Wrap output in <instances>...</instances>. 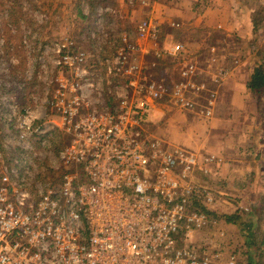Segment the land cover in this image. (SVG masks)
<instances>
[{"label":"built area","instance_id":"2783aa9c","mask_svg":"<svg viewBox=\"0 0 264 264\" xmlns=\"http://www.w3.org/2000/svg\"><path fill=\"white\" fill-rule=\"evenodd\" d=\"M159 34L145 19L136 41L123 37L101 67L106 100L88 98L105 91L95 84L86 52L69 39L55 44V68L65 73L57 74L48 100L52 117L37 126L35 111L25 110L16 137L26 142L54 130L67 138L59 153L61 182L35 183L27 161L1 172L0 264L238 263L235 253L224 262L221 252L199 255L178 247V236L188 239L212 223L210 204L220 198L197 175L207 174L214 157L170 146L146 130L149 111L165 99L175 110L212 117L216 92L202 76L208 72L222 83L230 70L215 67L216 48L202 66L183 44L159 47ZM141 54H151L152 68L166 58L178 62L173 86L150 76L137 59Z\"/></svg>","mask_w":264,"mask_h":264},{"label":"rangeland","instance_id":"374dc122","mask_svg":"<svg viewBox=\"0 0 264 264\" xmlns=\"http://www.w3.org/2000/svg\"><path fill=\"white\" fill-rule=\"evenodd\" d=\"M88 1L18 0L17 11L21 12L22 18L16 24L14 17L10 16V5L5 6L6 1L0 0V174L4 168H8L18 160L31 163L29 173L35 183H43L42 179L48 176V170H54L57 176L62 174V169L59 168V153L67 138L54 130L26 142H20L16 137V120L25 110L35 111L37 126L52 117L48 100H53L56 92L57 74L65 73L62 69L55 68L56 56L53 50L56 43L69 39L74 42L75 48L86 52L88 67L95 75V84L99 82L105 91L101 96H97L96 91L93 90V94L88 93V98L106 100L104 87L106 77L101 72L102 64L115 55L122 45L124 36L132 41L138 39L137 27L145 19H151L158 25L160 34L157 43L161 48L163 45L170 47L183 44L185 47L196 49L207 48L212 44L219 48V50L216 48L217 51H224V54H227L229 58L227 62L235 66L244 65L248 70L251 69V56L246 50L245 38L258 39L259 46L262 44L260 40L264 38V23L255 32L250 25V19L246 24H243L242 19L239 31L194 27L185 29L173 27V24L178 23L177 17H169L160 10L158 13L153 9L152 3L155 0H147L148 5H143L138 0H93L91 5H94V8H91ZM157 1L166 6L167 3L171 6L180 2L179 0ZM244 1L249 12L243 8L242 16L245 18V14L250 13L253 21L257 11L264 8V0ZM203 7L200 3L195 7L194 1L190 5L197 15L204 11ZM9 30L14 37H18L14 39L18 45L16 54L11 50L13 55L7 51L6 46L10 36L7 34ZM142 47L150 51L152 44L142 42ZM205 52L207 53L199 57L197 54L195 56L201 65L207 66L210 56L208 51ZM137 59L144 66V70L157 81L172 80L174 83L175 67L178 62L173 58H166L155 68H152L154 59L151 54H141ZM167 82L164 84L171 87ZM179 115L167 99L155 104L146 118V130L149 136L160 139L166 144L171 143V136L173 139H182L183 130L180 132L173 130L170 133L168 128L169 121L175 125L180 124L177 121ZM21 146L28 149L23 151ZM216 186L209 183L208 187L215 192ZM263 191L264 185L257 192ZM253 196L254 193H249L244 200L240 199L238 202L235 201L236 197H231L233 201L226 198L218 199L210 204V213L222 216L241 212L243 208L251 206ZM211 220L212 223L208 228L195 231L188 239L178 236L180 240L178 247L191 249L199 255L212 256L216 252H221L224 262L235 253L238 264H247L245 233L241 232L238 226H228L213 217Z\"/></svg>","mask_w":264,"mask_h":264},{"label":"crops","instance_id":"0c3cea01","mask_svg":"<svg viewBox=\"0 0 264 264\" xmlns=\"http://www.w3.org/2000/svg\"><path fill=\"white\" fill-rule=\"evenodd\" d=\"M179 1L176 5L170 6V3H167L168 6H166L155 0L152 7L158 13L160 10L164 15L177 17V22L185 29L194 27L239 31L242 19L243 24H246L249 19L252 22L250 13H246L243 18V8L247 9V7L241 0ZM192 1L195 2V7L199 3L204 6L201 14L197 15L190 8ZM143 5H148L147 1ZM247 10L249 12V8ZM260 42L262 43L260 48L264 51V38ZM163 47L169 46L163 45ZM186 48L190 58L196 60H198L196 54L199 57L208 51L210 57L208 56L207 65L211 61V49L219 50L214 45L207 48L192 49L190 46ZM224 53V51H218L217 58L220 59L215 67L228 68L229 77L222 83H216L210 73H204L202 76V80L216 92L212 117L205 118L196 112L175 110L180 114L177 119L180 124L175 125L169 121V131L171 133L173 130L178 132L183 130L184 135L182 139H173L171 136L173 144L168 145L185 147L202 155L214 157L213 164L207 167V174L200 172L198 178L205 186H209V183L216 184L215 192L220 199L226 198L233 201L231 197H236L238 200L235 199V201L238 202L240 199L244 200L247 194L254 193L251 200L256 201L260 196L257 191H260L261 186L264 185V90L260 95L251 92L248 89L251 69H245L244 65L235 66L221 59ZM243 209L236 213L249 220L252 219L251 206Z\"/></svg>","mask_w":264,"mask_h":264},{"label":"trees","instance_id":"16d2710c","mask_svg":"<svg viewBox=\"0 0 264 264\" xmlns=\"http://www.w3.org/2000/svg\"><path fill=\"white\" fill-rule=\"evenodd\" d=\"M7 4L10 5V16L14 17V23H18L19 19L22 18L20 15L21 12L17 11L18 0H5ZM93 0H90L89 4L91 8H94L91 3ZM244 3V0H241ZM245 5V3H244ZM246 6V5H245ZM264 23V8L257 11L256 16L251 22L252 30L257 32L259 27ZM199 31V30H198ZM9 38L7 39V51L17 53L18 42H15L14 37L10 30L7 32ZM247 41L246 50L251 56L250 68L251 75L248 83V89L254 94L260 95L264 90V51L258 45V39L254 41ZM209 44L208 46H211ZM12 53V52H11ZM12 53V55H13ZM158 82L165 83L164 80H159ZM169 85H173V81L169 80L167 82ZM42 182L45 185L50 184L51 186L59 185L61 182V176H57V173L52 170H48V176L42 179ZM259 198L256 201H253L251 205V213L253 218L247 220L243 218L239 213L227 214L222 216H217L215 214L209 213L211 217L216 218L219 221H223L227 225L238 226L240 231L245 233V247L247 256V264H264V191L259 193ZM238 264V263H237Z\"/></svg>","mask_w":264,"mask_h":264}]
</instances>
